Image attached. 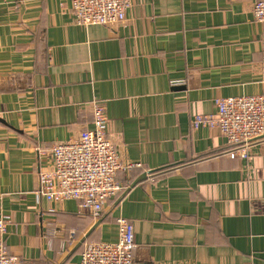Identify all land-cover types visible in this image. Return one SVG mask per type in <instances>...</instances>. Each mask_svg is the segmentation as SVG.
<instances>
[{"label": "crops", "instance_id": "0c3cea01", "mask_svg": "<svg viewBox=\"0 0 264 264\" xmlns=\"http://www.w3.org/2000/svg\"><path fill=\"white\" fill-rule=\"evenodd\" d=\"M258 0H131L123 25L76 24L72 0H0V218L11 256L80 264L134 228L136 264H264V138L248 160L194 129L215 99L264 94ZM122 163L103 213L48 202L53 146L93 128V103ZM146 174V178H143Z\"/></svg>", "mask_w": 264, "mask_h": 264}, {"label": "built area", "instance_id": "2783aa9c", "mask_svg": "<svg viewBox=\"0 0 264 264\" xmlns=\"http://www.w3.org/2000/svg\"><path fill=\"white\" fill-rule=\"evenodd\" d=\"M232 1V0H231ZM75 22L81 26L123 25L131 10V0H72ZM255 21L264 28V0L253 9ZM262 76L264 80V40L262 42ZM217 112L198 114L192 120L194 129L217 130L231 147V157L248 160L255 140L264 137V94L215 99ZM93 128L82 131L75 140L57 144L51 149L48 167L39 174L40 195L48 202L75 200L79 213L99 217L108 201L121 186L120 171L140 167L122 163L117 147L107 132L104 103H93ZM8 221L0 218L1 237ZM119 236L115 243H98L87 247L80 264H136L134 228L125 218L118 219ZM0 264H25L11 256L0 240Z\"/></svg>", "mask_w": 264, "mask_h": 264}, {"label": "water", "instance_id": "95a60500", "mask_svg": "<svg viewBox=\"0 0 264 264\" xmlns=\"http://www.w3.org/2000/svg\"><path fill=\"white\" fill-rule=\"evenodd\" d=\"M261 138H264V137H261ZM143 176H144L143 178H146V176H147V175H146V174H144Z\"/></svg>", "mask_w": 264, "mask_h": 264}]
</instances>
